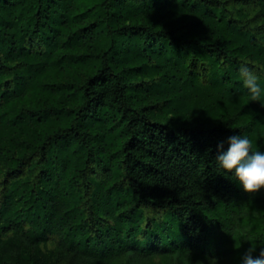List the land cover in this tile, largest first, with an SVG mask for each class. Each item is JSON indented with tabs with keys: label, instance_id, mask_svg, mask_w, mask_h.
<instances>
[{
	"label": "trees",
	"instance_id": "trees-1",
	"mask_svg": "<svg viewBox=\"0 0 264 264\" xmlns=\"http://www.w3.org/2000/svg\"><path fill=\"white\" fill-rule=\"evenodd\" d=\"M242 63L264 83V0H0V264L264 244V189L214 161L233 134L264 150Z\"/></svg>",
	"mask_w": 264,
	"mask_h": 264
},
{
	"label": "clouds",
	"instance_id": "clouds-1",
	"mask_svg": "<svg viewBox=\"0 0 264 264\" xmlns=\"http://www.w3.org/2000/svg\"><path fill=\"white\" fill-rule=\"evenodd\" d=\"M239 77L246 89L249 101H258L264 106V83L260 76L248 63L239 67ZM225 144L228 147L225 149ZM216 173L228 175L236 180L242 189L248 193H255L264 189V150L254 143L249 135L233 134L226 137L216 145L214 158ZM255 246L251 244L240 257L239 264H264V246L260 248L259 255H254L257 242L260 238H253ZM207 264H218L215 256L207 257Z\"/></svg>",
	"mask_w": 264,
	"mask_h": 264
},
{
	"label": "rangeland",
	"instance_id": "rangeland-1",
	"mask_svg": "<svg viewBox=\"0 0 264 264\" xmlns=\"http://www.w3.org/2000/svg\"><path fill=\"white\" fill-rule=\"evenodd\" d=\"M154 263H155V264H165L162 260H160V259H158V258H156V259L154 260ZM149 264H152V263H149Z\"/></svg>",
	"mask_w": 264,
	"mask_h": 264
}]
</instances>
